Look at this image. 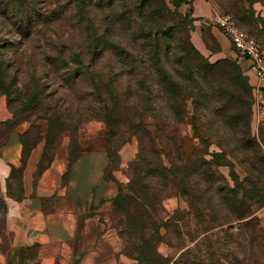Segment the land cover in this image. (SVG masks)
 I'll list each match as a JSON object with an SVG mask.
<instances>
[{
	"label": "trees",
	"instance_id": "trees-1",
	"mask_svg": "<svg viewBox=\"0 0 264 264\" xmlns=\"http://www.w3.org/2000/svg\"><path fill=\"white\" fill-rule=\"evenodd\" d=\"M54 1L0 0V96L5 97L12 114V119L0 123V127L22 117V122L30 123V128L21 138L36 122L45 124L44 131L35 125L39 128V137L31 149L20 141L23 165L42 142L37 170L41 174L54 158L44 159L49 137L78 132L89 121L105 122L115 135L122 125L127 126L130 136L134 135L138 141V153L128 164L130 182L111 201V207L113 203L117 206L115 214L127 220L134 211L130 203L143 209L147 207L144 191L151 189L157 199L158 192L181 194L186 186L196 185L198 181L213 185L217 180L211 167L218 166L213 160L223 161L234 150H241L251 179L257 178L256 172L264 171L259 166L264 165V155L250 136L252 89L249 81L236 61L209 64L200 55L190 41L189 15L183 18L167 9L163 0H73L77 8L70 12L76 22L75 32L83 41L82 51L72 45L66 47L65 42L59 47L48 38L49 30L57 29L50 26L51 18L60 12L56 5L52 12L45 11L46 5L53 6ZM86 2L94 4L101 13V34L95 23L86 28ZM183 4L187 3L176 0L174 7L177 10ZM58 31L53 32L61 42L63 36ZM68 33L74 37V33ZM253 38L264 47L259 39ZM85 54L89 56V63L83 61ZM37 57L41 70L36 67ZM56 78L61 83L55 82ZM54 83L59 85L53 90ZM79 87L86 90L80 93ZM62 90L65 95L58 96ZM67 98L74 100L72 106ZM189 103L190 119L196 124L193 129L200 135L201 131L209 133V136L202 135L201 142L207 148L213 136L222 142L223 148L213 155L206 150L186 165L180 155L182 147L178 143L177 127L189 117ZM170 130L174 134L171 139ZM126 142L127 139L122 143ZM173 152L177 157H173ZM206 156L213 160H207ZM203 167L210 169L201 172ZM246 182L253 189L251 194L238 180L235 188L242 189L248 199L261 200L251 180ZM122 208L125 211L120 212ZM135 212L140 216L138 210ZM146 220L155 226L153 236L149 245L145 240L139 245L138 238L133 241L132 259L137 264H152L155 259L170 264L155 247L161 241L155 222L157 214ZM148 251L149 260L144 258ZM189 257L190 250H187L173 264H194ZM233 262L239 263L236 258Z\"/></svg>",
	"mask_w": 264,
	"mask_h": 264
},
{
	"label": "rangeland",
	"instance_id": "rangeland-1",
	"mask_svg": "<svg viewBox=\"0 0 264 264\" xmlns=\"http://www.w3.org/2000/svg\"><path fill=\"white\" fill-rule=\"evenodd\" d=\"M175 1L163 0L167 9L176 11L183 18L189 15L187 23L190 27V41L192 43V33L195 28L198 29V22L203 19L195 17L193 14V4L196 0L187 3V7L184 4L179 6L177 10L174 7ZM207 2L212 4L213 11L234 18L242 31L248 35L251 34V37H256L264 45V0H206ZM53 3V6L47 4L45 11L50 13L55 10V5L60 7V12H56L57 17L53 16L51 18L50 26L59 29L58 34L63 36V41L56 40L54 32L57 29H50L48 38L52 39L59 47L65 42L66 47L72 45L74 49L79 50L78 48H82L83 51V41L79 33L75 32L76 22L73 20V13L70 12L73 8H77L75 2L73 3V0H55ZM84 7L87 16L86 28L91 27V23H95L101 34L103 26L100 11L92 3L86 2ZM48 17H50L49 14ZM212 24H201L199 27L202 31L203 40L209 49L207 55H200L209 64L229 60L218 56L220 47L210 32L211 28H216L214 23ZM69 31L72 34L74 33V37L69 36ZM232 50L234 51L233 48ZM234 53L236 54V65L239 66L243 75L247 78L248 71L238 64V54L235 51ZM83 61L89 63V56L87 57L85 54ZM35 63L37 69L41 70L38 57L35 58ZM45 80L47 81V79ZM55 82L61 83L59 78H56ZM58 85L54 83L53 88H51L54 90ZM79 88L80 93L86 90V88ZM52 89L49 91H53ZM63 90L59 92L58 96L65 95ZM67 102L71 103L72 106L74 100L67 98ZM188 114L189 117L185 123L177 127L178 143L182 147L180 155L183 156L182 161L186 165L190 164L191 160L201 157L206 150L210 155H213L220 153L223 148L220 146L222 142L213 136H210L209 145L206 148L201 140L202 135L207 136L209 133L201 131L200 135L193 129L196 124L190 119V116H192L190 103ZM22 121V117L18 116L11 125L0 127V147L2 141L7 140L15 131V127L21 123H26ZM27 124L30 128V123ZM36 124L40 125L43 131L45 130L43 122L39 121ZM35 125L31 127L27 135L19 137V140L26 144L29 149L34 143L38 142L39 128ZM118 131L116 135L112 134L105 122L100 120L89 121L83 124L78 132L65 133L62 137L50 136L48 152H46L44 159L49 161L52 157L65 158L67 171L63 176L64 181L71 178L73 169L79 163L82 165L80 171L92 170V174H95L97 168L100 167L101 179L105 182L107 198L114 201L117 199L121 187H126L130 182L128 164L135 159L138 153V141L134 135L130 136L127 126L122 125ZM173 135L171 132L170 139ZM250 136L254 138L259 150L264 155V127L259 128L256 134H253L251 128ZM125 139H127V142L122 143ZM238 149L240 150L239 147ZM240 152L234 150L232 154H229L225 157V160H220V162L219 160H213L211 156H206L207 160L218 163V166L211 167L217 180L213 185L212 183L208 185L198 181L196 185L193 183L192 185L189 184L190 187L186 186L181 194L172 195L168 194L169 192H158L157 195L160 198L157 197V199L152 194L151 189L147 192L144 191V194L147 195L145 199L147 207L143 209L135 203H130L134 211H131L129 220L123 215L115 214L114 211L117 206L113 203L111 207L110 201L109 211L101 215L98 220H95L92 228L93 232L89 236L90 249L98 251V257L95 256L96 260L106 264L111 261H116V264H137L132 259V257L134 258L132 243L138 238L140 239L139 245L142 244V240H145L149 245L155 226L153 222L149 223L146 219L157 214L155 222H157V232L161 241L155 244V247L157 253L165 258L167 262L170 261V264H173L180 254L187 250H190L189 258L194 264H235L233 262L234 258L238 260V264H264V204H262L264 201V171L256 172L257 178L251 179L247 173L245 158L241 157ZM172 155L177 157L176 152H173ZM235 155L238 158L233 157ZM259 166L261 170L264 167V165ZM203 168L201 172L210 169V167ZM12 175L16 179L20 178V170H14ZM249 179L257 192L259 191L258 194L261 196V200L257 198L255 200L248 199L244 196L242 189L235 188V181L238 180L243 183L244 189L251 194L253 189L246 182ZM244 180L245 182H243ZM109 193H111L110 196ZM123 193L125 194L127 191H123ZM227 201H229L228 205L226 204ZM149 205L153 207L150 210ZM8 209L6 198L0 197V253H8L11 260H24L25 258L33 260L35 258L33 248L9 252L12 237L7 233ZM135 210H138L140 216L137 215ZM123 211H125V208L120 209V212ZM242 215H244V219L241 218ZM88 217H91V215H88ZM129 223H133V226L127 227L126 225ZM83 227L84 220L81 222V228ZM82 245L83 238L79 234L71 243L75 260L79 258L78 261H81L86 256ZM145 257H148V260L151 258L149 251L145 254ZM143 264L148 263L144 262ZM152 264H165V262L155 259Z\"/></svg>",
	"mask_w": 264,
	"mask_h": 264
},
{
	"label": "crops",
	"instance_id": "crops-1",
	"mask_svg": "<svg viewBox=\"0 0 264 264\" xmlns=\"http://www.w3.org/2000/svg\"><path fill=\"white\" fill-rule=\"evenodd\" d=\"M193 6L194 16L203 18L198 22L199 27L201 24L213 23L217 13L213 11L211 3L196 0ZM199 27L192 33V43L205 56L209 49ZM210 32L219 44L218 56L235 61L236 54L229 40L214 27ZM238 63L248 70V62ZM247 78L250 85L255 82L254 75L249 71ZM11 119L6 100L1 97L0 123ZM28 127L27 123L19 125L0 147V197H5L9 206L7 233L12 237L9 252L33 248L35 258L11 260L8 253H0V264H106L96 260L98 251L89 247V236L93 232L95 220L110 209L111 198H107L105 193L101 168L98 167L96 173L92 174V170L80 171L82 165L79 163L73 169L71 178L64 181L63 176L67 171L65 158L55 157L41 174H37L42 142L31 151L26 163H22L19 137ZM17 169L21 170L18 179L12 175ZM82 217H85L84 227L79 228ZM79 234L83 238L82 249L86 252L81 261H78L79 258L75 260L71 246ZM108 264H116V261Z\"/></svg>",
	"mask_w": 264,
	"mask_h": 264
},
{
	"label": "built area",
	"instance_id": "built-area-1",
	"mask_svg": "<svg viewBox=\"0 0 264 264\" xmlns=\"http://www.w3.org/2000/svg\"><path fill=\"white\" fill-rule=\"evenodd\" d=\"M189 3L191 0H184ZM212 22L215 27L229 40L232 48L238 54V61L248 62V70L254 75L252 89L251 128L253 134L264 127V47L244 31L233 19L224 14H216Z\"/></svg>",
	"mask_w": 264,
	"mask_h": 264
}]
</instances>
